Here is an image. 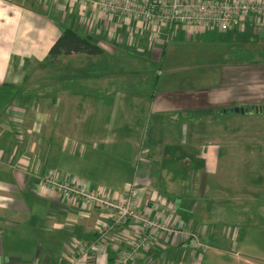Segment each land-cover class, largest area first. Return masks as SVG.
Instances as JSON below:
<instances>
[{
    "label": "crops",
    "instance_id": "crops-1",
    "mask_svg": "<svg viewBox=\"0 0 264 264\" xmlns=\"http://www.w3.org/2000/svg\"><path fill=\"white\" fill-rule=\"evenodd\" d=\"M112 18L92 0H0V264H121L120 254L143 234L140 227L130 224L103 237L99 227L111 222L110 210L54 193L41 184L42 177L52 172L93 192L121 197L134 184L139 188L138 211L164 225L192 231L204 246L197 250L191 239L160 233L135 264H210L211 260L223 264V259H228L227 250L237 245L244 232L241 221L232 223L231 228L227 221L218 219L222 209L217 208L222 206L216 204L257 201L255 193L248 199L234 195L241 194L239 187L246 179L226 180L235 175L233 168L244 165L248 158L251 169L258 164L254 153L258 145L240 146L244 135L238 125H216L215 116L180 121L176 110L180 111L183 102L169 96L159 102L165 106V123L157 122L153 135L172 124L171 135L176 134L182 124V147L167 143L145 146L139 143V124L127 106L138 105L135 100L143 97L148 103L150 90L130 92L123 86L114 89L107 82L102 86L104 76L95 75L84 79L93 91L82 94L67 88L63 77L46 79L58 71L57 66L71 59L79 64L84 59L82 54H73L63 56L57 64L43 65L64 29H75L94 40L95 36H105L107 20ZM245 71L252 77L264 75V67ZM52 86L64 87L52 91L51 96L47 91ZM192 92L195 94L193 88ZM263 99L261 93L231 103ZM152 100L157 101V93ZM114 105H120L117 114ZM186 105H194L193 100ZM244 110L235 112L249 114V109ZM137 114L139 119V111ZM263 118L264 112L252 114L250 124L256 125L254 120ZM187 143L191 148L185 150ZM222 146L227 149L221 155ZM101 156L105 157L103 163L99 162ZM184 160L204 175L212 170L214 179L209 186L215 189L218 182L227 198L213 195L210 199L214 202L209 203L206 181L210 174L205 175L198 192L193 189L189 194L188 181L172 174ZM251 179L248 183L255 189ZM81 247L86 252L75 262ZM235 256L237 261L243 257L239 252Z\"/></svg>",
    "mask_w": 264,
    "mask_h": 264
},
{
    "label": "rangeland",
    "instance_id": "rangeland-1",
    "mask_svg": "<svg viewBox=\"0 0 264 264\" xmlns=\"http://www.w3.org/2000/svg\"><path fill=\"white\" fill-rule=\"evenodd\" d=\"M111 17L113 16L110 15L109 18ZM243 21L245 24L238 22L227 30L216 26L194 28L183 24H176L168 30V27L163 24L157 26L153 22L139 21L140 25L137 26L134 20H121L114 17L107 20L105 36H95L93 40L103 47V53L89 56V58L82 54L80 58L84 59L79 64L71 59L67 64L57 66L58 71L48 74L46 79L55 76L63 77L65 80L62 81L66 83L67 88L82 94L85 93L84 90L93 91L87 87L84 79H93L95 75H99V78L101 75L104 76L102 86L104 82H107L114 89L123 86L130 92L150 90L148 103H145L146 98L143 97L135 100L138 105L127 106L139 124V143L145 146L167 143L171 147H182L181 141L184 135L182 124L176 134L171 135L172 124V127L167 130H160L153 135L157 122L160 125L165 123L163 114L165 106L159 102L169 96L183 102L178 107L180 111L176 110L178 116L179 114L201 118L215 116L217 122L214 124L216 125L226 124L228 127L238 125L237 128L244 135L240 146L258 145L254 151L258 164L255 170L251 169L248 158L244 165L233 168L235 175L226 180L246 179L239 187L242 195L236 193L234 195L248 199L249 194L255 193L256 195L253 196L257 198V201H248L249 204L244 203L243 205L232 201L216 203L222 206V208H217V210L222 209L218 219L227 221L231 224V228H233L232 223L241 221L244 230L237 239V245L229 247V249L233 248L232 250H227L230 254L227 255L228 259H223V264H264V118L254 120L256 125L250 124V115H262L264 112V99L250 100L246 103L242 101L231 103L238 98L246 100V98L264 93V75L258 73L257 77H252L245 71L247 68L260 70L264 67L262 64L264 61L241 62L232 56V51L235 48L262 49L264 43L259 34L258 22L253 25L251 16H247ZM105 73H108L107 79H105ZM257 78L258 80H255ZM62 87L64 86H52L48 89L51 93L48 91L47 93L53 96L52 91ZM185 88H188V92ZM154 93H157L155 103L152 100ZM191 99L195 106L186 105ZM119 107L120 105H114V113L119 112ZM236 108L249 109L250 112L249 114L247 111L245 114L235 112ZM207 122L212 125L211 121ZM166 123L169 124L168 121ZM189 148L191 144L187 143L185 150ZM225 149L227 147H220L221 155ZM185 159L189 158L186 156ZM104 160L105 157L101 156L99 162L103 163ZM186 160L182 161L180 169L173 170L172 174L188 181L186 188L189 194H192L193 189L198 192L205 175L210 174L206 181L209 203L212 205L214 202L210 199L213 195L218 196L217 198L220 196L221 199L227 198L218 182L215 189L212 184L209 186L210 180L214 179L212 170L204 175L202 170L193 169L191 162ZM222 166L225 167V163ZM50 174L55 173L45 174L42 180L51 176ZM249 178H252L251 181L255 183L251 185L255 189H251L248 183ZM44 186L51 189L48 185ZM208 187L210 192H208ZM101 194L111 199H124L119 195L103 192ZM193 200L191 198L192 203ZM240 215L244 217L241 218ZM222 243L226 244L224 240ZM237 252L243 256L240 258L241 261L235 259ZM210 264L219 263L211 260Z\"/></svg>",
    "mask_w": 264,
    "mask_h": 264
},
{
    "label": "built area",
    "instance_id": "built-area-1",
    "mask_svg": "<svg viewBox=\"0 0 264 264\" xmlns=\"http://www.w3.org/2000/svg\"><path fill=\"white\" fill-rule=\"evenodd\" d=\"M92 2L108 16L112 15L121 20L153 22L157 26L163 24L171 27L174 24H184L194 28L216 26L227 30L238 22L245 24L243 19L247 16L253 18V25L257 22L264 25V0H92ZM261 27L264 29V26ZM42 181L60 195L86 202L99 210H110L108 219L111 222L101 223L99 227L103 237L110 231L130 224L140 227L143 234L133 240L128 250L120 254L121 264H135L140 253L160 233L191 239L197 250L204 248L200 236L192 231L182 229L181 226L177 229L164 225L160 220L138 211L136 203L139 189L134 184L123 200H116L92 193L85 185L75 181H61L54 176H47ZM170 211L174 212L172 208ZM85 252L86 249L81 247L76 252L74 261H78L79 256Z\"/></svg>",
    "mask_w": 264,
    "mask_h": 264
},
{
    "label": "trees",
    "instance_id": "trees-1",
    "mask_svg": "<svg viewBox=\"0 0 264 264\" xmlns=\"http://www.w3.org/2000/svg\"><path fill=\"white\" fill-rule=\"evenodd\" d=\"M135 21H138V20H134V22ZM174 25H176V24H174ZM173 26H171V27L167 26L168 30L172 29ZM101 53H103V47L99 43L94 42L92 39H90L87 36L79 33L75 29L66 28L63 30V32H61V34L58 36V38L55 40V42L51 46V48L49 50V54L45 58L43 65L44 64H47V65L48 64H52V65L57 64L60 62V59L63 56H70L73 54H84V55H87L89 57V56L99 55ZM232 56L235 57V59L240 60L241 62L264 61V48L253 49V50L235 48L232 51ZM190 118H198L199 119V116L196 117L193 115L190 116V115H184V114H179V116H178V120H180V121L187 120ZM50 175L58 178L61 181L74 182V181L69 180V179L63 180L60 178V176L58 174H50ZM41 184L44 185L42 179H41ZM86 188H88V187L86 186ZM88 190H90V189L88 188ZM90 192L96 193V194H101L99 192L97 193V190H95V192H93V190H90Z\"/></svg>",
    "mask_w": 264,
    "mask_h": 264
},
{
    "label": "water",
    "instance_id": "water-1",
    "mask_svg": "<svg viewBox=\"0 0 264 264\" xmlns=\"http://www.w3.org/2000/svg\"><path fill=\"white\" fill-rule=\"evenodd\" d=\"M236 111H241V112H244L245 110H244V109H239V108H236Z\"/></svg>",
    "mask_w": 264,
    "mask_h": 264
}]
</instances>
